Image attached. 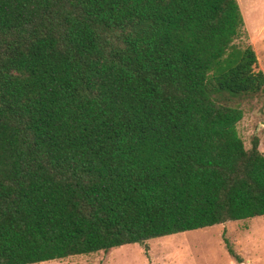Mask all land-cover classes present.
<instances>
[{"label": "trees", "instance_id": "1", "mask_svg": "<svg viewBox=\"0 0 264 264\" xmlns=\"http://www.w3.org/2000/svg\"><path fill=\"white\" fill-rule=\"evenodd\" d=\"M243 26L237 0H0V264L264 216Z\"/></svg>", "mask_w": 264, "mask_h": 264}, {"label": "rangeland", "instance_id": "2", "mask_svg": "<svg viewBox=\"0 0 264 264\" xmlns=\"http://www.w3.org/2000/svg\"><path fill=\"white\" fill-rule=\"evenodd\" d=\"M237 3L244 26L235 43L251 46L257 58L255 71L264 73V0ZM244 111L238 125L244 147L250 148L251 137L257 136L264 154V105L252 101ZM39 264H264V216Z\"/></svg>", "mask_w": 264, "mask_h": 264}]
</instances>
